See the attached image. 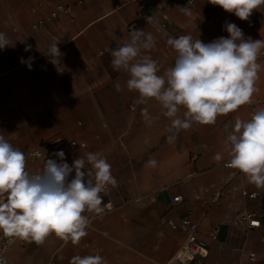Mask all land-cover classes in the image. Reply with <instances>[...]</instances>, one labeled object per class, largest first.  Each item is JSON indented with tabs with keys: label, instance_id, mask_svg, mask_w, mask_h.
<instances>
[{
	"label": "crops",
	"instance_id": "crops-1",
	"mask_svg": "<svg viewBox=\"0 0 264 264\" xmlns=\"http://www.w3.org/2000/svg\"><path fill=\"white\" fill-rule=\"evenodd\" d=\"M79 1L0 0V33L9 41L0 49L6 54L0 58V135L22 152L44 150L54 138L83 143V148L61 149L65 162L100 153L116 183L101 194L102 214L85 213L87 235L78 243L55 234L39 245L22 240L23 246L15 243L7 250L9 262L71 264L75 256L98 254L106 264H166L185 238L167 220L187 217L206 243L203 264H264V217L250 231L236 225L239 215L264 209V186L220 166L230 159L226 126L250 118L256 98L264 95V74L258 73L250 104L218 117L214 125L193 123L170 142L171 119L160 103L138 102L139 93L127 88L129 74L111 64L112 52L130 40L133 30L153 35L155 47L141 55L157 62L158 75L175 63L169 37L191 35L207 44L228 37L226 25L233 23L246 39L264 41V8L241 20L209 0L191 6L179 0ZM57 5L70 11L50 19ZM40 19L43 24L34 29ZM54 42L61 54L56 64L45 54ZM21 58H32L30 69ZM184 111L181 107L178 116L183 118ZM174 196L181 197L176 205Z\"/></svg>",
	"mask_w": 264,
	"mask_h": 264
},
{
	"label": "clouds",
	"instance_id": "clouds-1",
	"mask_svg": "<svg viewBox=\"0 0 264 264\" xmlns=\"http://www.w3.org/2000/svg\"><path fill=\"white\" fill-rule=\"evenodd\" d=\"M213 5L248 20L264 0H209ZM181 12L191 15L190 9ZM151 19V17L149 18ZM228 37L203 43L191 35L169 37L167 44L177 53L173 67L158 75V65L142 50L155 47L151 33L133 30L130 40L112 52L111 64L115 71L124 70L130 78L127 88L139 93L140 103L155 99L163 115L171 119L169 141L175 140L180 130L193 123L214 125L217 118L250 104L257 91L261 65L257 63L264 41L245 38L242 30L227 23ZM9 45L0 33V49ZM27 46L25 51H30ZM45 54L56 64L60 57L57 42ZM31 60L27 63L31 68ZM117 91L120 85H116ZM181 107L183 118L178 116ZM146 120H150L147 109ZM227 131L230 159L226 166L244 174L250 183L264 186V108L256 110L249 119L237 118ZM54 159H46L36 173L26 170L27 157L21 150L0 135V233L9 238L43 244L55 234L62 240L78 243L87 235L89 217L85 213L102 214L103 196L109 185L116 183L111 165L100 153L89 152L86 159L78 158L70 166L64 152L58 151ZM217 160L221 156L217 154ZM155 164V161H149ZM86 164L91 167L86 169ZM74 173V176L72 175ZM71 264H106L100 255L75 256Z\"/></svg>",
	"mask_w": 264,
	"mask_h": 264
},
{
	"label": "built area",
	"instance_id": "built-area-1",
	"mask_svg": "<svg viewBox=\"0 0 264 264\" xmlns=\"http://www.w3.org/2000/svg\"><path fill=\"white\" fill-rule=\"evenodd\" d=\"M179 1L187 6H191L195 3L196 0H179ZM81 2L82 1L80 0L79 3ZM260 8H264V5H262ZM69 11L70 9L68 7L57 5L50 12L49 18L55 19L59 16V14L61 13L65 14L68 13ZM164 19H166V17H164ZM42 24H43V20L40 19L33 26V28L37 29ZM5 55H6L5 53L0 52V58H3ZM257 63L261 65L259 72L264 74V49H261L257 59ZM254 104L255 106L250 112V117L261 106H264V95L256 98ZM2 124L7 125L8 120H3ZM63 147H70L72 149H76L79 147L83 148L84 144L78 143L76 141H65L62 140L61 138H54L47 142L46 148L44 150H39V149L26 150L25 152H23L27 157L26 170L29 173H36L40 171L43 168L46 159H54L57 160V162H59V158L55 156V153L61 151ZM227 162L228 160L221 163L220 166L227 167L226 166ZM72 164L73 163H70L69 165L71 166ZM72 175L74 176V173ZM243 194L246 195L245 193ZM247 196L249 198H252L255 196V194H247ZM180 200H181L180 196H174L171 198V202L174 205L180 202ZM110 208L111 207L107 206V210H109ZM261 217H264V209L244 213L236 218V225L239 228L244 229L245 231H250L260 226ZM167 225L173 231H179L184 233L185 238L179 250L166 264H203V260L207 257L208 252H207L206 243L198 238L197 235L198 226L196 222H194L190 218L184 217L178 219L177 221L167 220ZM215 232L216 231H214V233ZM214 233L211 236L213 239L215 238ZM8 239L9 238L4 237L3 234L0 233V264H11L6 257L7 250L11 248L15 243H19L21 246H23L24 244L23 241L20 239H16L13 243L10 244L8 242ZM249 260L253 261L254 258L250 257Z\"/></svg>",
	"mask_w": 264,
	"mask_h": 264
},
{
	"label": "rangeland",
	"instance_id": "rangeland-1",
	"mask_svg": "<svg viewBox=\"0 0 264 264\" xmlns=\"http://www.w3.org/2000/svg\"><path fill=\"white\" fill-rule=\"evenodd\" d=\"M229 130H230V128H228ZM226 130V129H225ZM226 133H227V131H226ZM228 134V133H227Z\"/></svg>",
	"mask_w": 264,
	"mask_h": 264
}]
</instances>
